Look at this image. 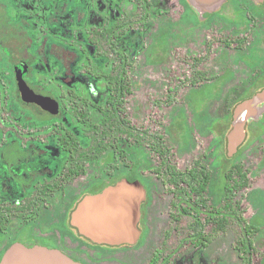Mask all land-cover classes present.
Instances as JSON below:
<instances>
[{
    "label": "flooded vegetation",
    "instance_id": "obj_1",
    "mask_svg": "<svg viewBox=\"0 0 264 264\" xmlns=\"http://www.w3.org/2000/svg\"><path fill=\"white\" fill-rule=\"evenodd\" d=\"M124 6L128 10L122 12ZM149 19L159 21L147 34ZM199 29L202 35L215 30L218 37L201 40L208 54L190 57L183 88L188 105L191 93L205 86L191 83L195 71L217 76L213 83L218 82L223 106L221 114L211 115L218 119L213 132L198 128L210 117L207 99L190 110L201 137L213 138L217 130L224 167L235 106L264 90V0H0V261L15 243L56 249L82 264L114 258L141 243L142 217L159 193L155 179L171 196V216L179 192L167 181L168 166L192 168L209 145L178 167L174 148L184 134L176 131L175 140L171 130L183 118L175 108L177 87L151 94L150 105L174 110L172 122L163 126L146 113L149 99L133 77L157 46L185 41L189 53L187 40ZM113 77H123L125 84H112ZM83 79L93 84L79 82ZM227 93L240 94L228 128ZM249 152H259L262 168L264 109L245 121L244 139L233 155L241 163ZM121 180L137 181L145 191L139 237L133 244L94 242L71 223V213L85 197Z\"/></svg>",
    "mask_w": 264,
    "mask_h": 264
},
{
    "label": "rangeland",
    "instance_id": "obj_2",
    "mask_svg": "<svg viewBox=\"0 0 264 264\" xmlns=\"http://www.w3.org/2000/svg\"><path fill=\"white\" fill-rule=\"evenodd\" d=\"M121 8L120 10L122 12L128 10L126 6ZM177 12L173 13L174 18L177 17ZM158 21L159 20L149 19L146 22L147 34L150 31L156 30ZM201 33L202 31L199 29L195 31L193 36L188 38L187 43H191L187 46L190 50L189 53L185 52V41L184 43L169 45L168 48L166 45H161V47L157 46L152 52L150 59L145 58L144 61L141 59V63L145 62L143 72L133 77L136 80V84L140 85L141 90L145 91L149 99L146 113L156 117L163 126H169L172 122L171 118L174 110L160 106L155 108L153 105H150V100L152 99L151 94L155 93L154 91L156 88L159 90L161 88V90H163L165 86L171 85L177 87L178 92L176 95L179 101L175 108L182 111L183 118L178 119L177 129H175V125H173L171 126V130L174 136L176 131H181L184 134V139L177 141L180 142L181 146L178 145L175 147L176 149L174 148V151L176 150L175 162L180 168L187 166L192 158L198 157L203 150H206L212 138V135L203 138L195 131L194 120L192 119L193 115L190 109L197 108L196 105L201 104L203 99H207L209 103L210 115L221 114L223 106V100L220 96L218 97V82L194 90L188 98L191 103L188 105L186 104V95H188V93L183 87L188 83V77L190 76L187 68V64H190V57L199 54L207 55L208 51L202 49L204 42H201V40H207L212 36L213 38L218 37V32H215V30H207L203 35ZM148 42L149 38L147 35L146 43ZM79 82L82 84H93L91 81L87 83L86 79ZM215 90L217 92H215ZM159 97L161 101H163L161 93ZM186 125L191 130V135L188 134L189 141L187 144L184 142L186 140ZM231 127H229L228 130L231 129ZM176 139L175 136V140ZM259 156V152H249L241 159L240 162L243 167L248 169L249 179L247 187L236 194V199L240 203V213L246 221L252 222V224L259 229L253 238V246L256 250L252 256V264H260L261 257L264 254V166H262V168L259 167ZM223 161L226 164L230 163L227 159ZM155 183L158 186L157 190L159 193L155 195L154 199L146 206V216L142 217L140 226L144 233L140 239L141 243L119 250L114 254V258L109 260L105 259L106 261L98 259V263L92 264H148L153 250L162 246V241L164 239L163 234L165 231L169 232V239H167L165 249L167 251H172L177 247L169 261L165 264H240L237 251L234 248L235 242L238 240L240 234L239 228L235 223H230L228 228L223 232L218 231L212 234L211 240L206 247L198 249L197 246L195 247L188 242H183L181 244L180 238L184 235L185 230L182 232V229H179V227V230L173 229L172 227L169 217V212L171 211L169 209L171 196L169 194H164L166 191L162 190L163 185L160 180L155 179ZM187 220V218L182 219L180 226H184Z\"/></svg>",
    "mask_w": 264,
    "mask_h": 264
},
{
    "label": "trees",
    "instance_id": "obj_3",
    "mask_svg": "<svg viewBox=\"0 0 264 264\" xmlns=\"http://www.w3.org/2000/svg\"><path fill=\"white\" fill-rule=\"evenodd\" d=\"M194 29L196 27L194 26ZM151 36L154 39V34ZM150 44L147 51L150 50ZM217 78L216 75L206 76V73L197 69L191 79L193 85H209ZM112 84H125L123 77H113ZM217 95V94H216ZM222 94H218V97ZM244 95V94H242ZM240 94L227 93L226 100V128L230 125V108L233 102L238 100ZM217 116L205 119L206 125L198 128L201 133L213 132ZM208 122V123H207ZM209 125V129L207 128ZM216 129V128H215ZM216 134L210 140L209 150L204 158L193 161V166L186 171L176 170L174 166H168L167 181L177 187L179 194L171 207L175 212L169 216L173 229L185 230L180 238L181 244L188 242L198 249L207 246L211 235L218 231H225L230 223H235L239 228V237L234 248L237 251L240 264H252V256L255 253L253 238L259 231L258 227L250 221H246L240 213V203L236 199L237 192L248 185V171L243 170V165L237 162V157L226 156L229 164L223 167L218 159V144L220 136ZM188 219L184 226H180L182 219ZM179 227V229H178ZM169 232L165 231L162 246L156 248L148 264H165L177 249L167 251L166 243ZM260 264H264V254Z\"/></svg>",
    "mask_w": 264,
    "mask_h": 264
},
{
    "label": "water",
    "instance_id": "obj_4",
    "mask_svg": "<svg viewBox=\"0 0 264 264\" xmlns=\"http://www.w3.org/2000/svg\"><path fill=\"white\" fill-rule=\"evenodd\" d=\"M264 90L237 104L233 110L232 127L227 134V154L232 156L244 139V123L256 118L264 109ZM145 191L137 182L121 180L101 193L85 197L71 213V223L97 243L133 244L139 237V207ZM0 264H82L56 249L42 246L11 245L2 255Z\"/></svg>",
    "mask_w": 264,
    "mask_h": 264
}]
</instances>
